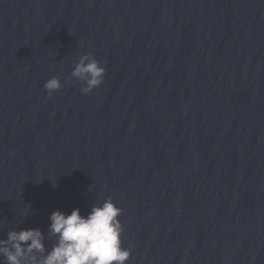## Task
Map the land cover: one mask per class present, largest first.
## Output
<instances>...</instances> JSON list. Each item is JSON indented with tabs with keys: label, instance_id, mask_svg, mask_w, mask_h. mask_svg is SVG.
Instances as JSON below:
<instances>
[{
	"label": "water",
	"instance_id": "water-1",
	"mask_svg": "<svg viewBox=\"0 0 264 264\" xmlns=\"http://www.w3.org/2000/svg\"><path fill=\"white\" fill-rule=\"evenodd\" d=\"M107 198L126 264H264V0H0V238Z\"/></svg>",
	"mask_w": 264,
	"mask_h": 264
},
{
	"label": "clouds",
	"instance_id": "clouds-1",
	"mask_svg": "<svg viewBox=\"0 0 264 264\" xmlns=\"http://www.w3.org/2000/svg\"><path fill=\"white\" fill-rule=\"evenodd\" d=\"M106 68L91 52L81 55L69 76L81 83V93L88 94L104 81ZM51 97L63 86L59 76L44 82ZM53 183V187H55ZM28 211L21 216L23 223ZM122 209L113 199L94 203L87 215L73 208L70 213L54 210L47 234L39 227L12 228L0 238V264H126L131 249L122 244ZM51 240V247L45 243Z\"/></svg>",
	"mask_w": 264,
	"mask_h": 264
}]
</instances>
